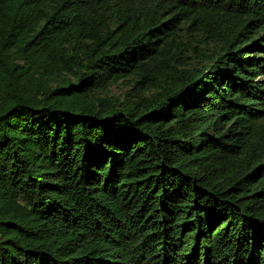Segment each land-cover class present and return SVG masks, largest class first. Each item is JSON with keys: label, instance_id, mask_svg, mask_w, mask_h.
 <instances>
[{"label": "trees", "instance_id": "16d2710c", "mask_svg": "<svg viewBox=\"0 0 264 264\" xmlns=\"http://www.w3.org/2000/svg\"><path fill=\"white\" fill-rule=\"evenodd\" d=\"M18 1L0 264H264V0Z\"/></svg>", "mask_w": 264, "mask_h": 264}, {"label": "rangeland", "instance_id": "374dc122", "mask_svg": "<svg viewBox=\"0 0 264 264\" xmlns=\"http://www.w3.org/2000/svg\"><path fill=\"white\" fill-rule=\"evenodd\" d=\"M23 1V0H22ZM22 1H18L15 5L16 9H19ZM28 4H25L24 10L29 12L32 10L33 4H38L40 0H29ZM148 6V3H145L144 6ZM200 63H193V67H200ZM154 91H146L142 96H150ZM138 93L135 88V82L132 78L121 79L117 83L110 86L107 90L100 91L96 94L97 97L111 100L114 104L127 107L132 103H137L139 101Z\"/></svg>", "mask_w": 264, "mask_h": 264}]
</instances>
